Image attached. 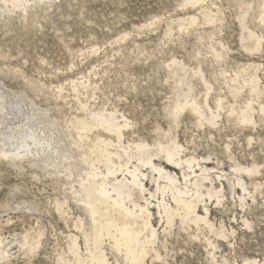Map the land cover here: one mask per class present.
<instances>
[{
	"label": "rangeland",
	"instance_id": "rangeland-1",
	"mask_svg": "<svg viewBox=\"0 0 264 264\" xmlns=\"http://www.w3.org/2000/svg\"><path fill=\"white\" fill-rule=\"evenodd\" d=\"M0 264H264V0H0Z\"/></svg>",
	"mask_w": 264,
	"mask_h": 264
}]
</instances>
